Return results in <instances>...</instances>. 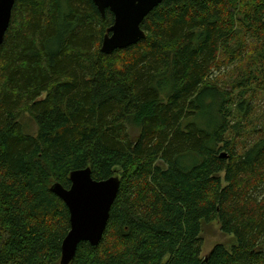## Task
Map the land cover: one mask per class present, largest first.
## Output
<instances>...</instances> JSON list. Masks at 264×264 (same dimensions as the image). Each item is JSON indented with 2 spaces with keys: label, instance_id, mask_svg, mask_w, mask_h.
Here are the masks:
<instances>
[{
  "label": "trees",
  "instance_id": "trees-1",
  "mask_svg": "<svg viewBox=\"0 0 264 264\" xmlns=\"http://www.w3.org/2000/svg\"><path fill=\"white\" fill-rule=\"evenodd\" d=\"M112 23L92 0L13 5L0 45V264H60L70 215L51 186L86 167L119 187L100 242L78 243L68 264H264V0H162L144 38L106 54ZM214 220L235 243L203 258Z\"/></svg>",
  "mask_w": 264,
  "mask_h": 264
},
{
  "label": "water",
  "instance_id": "water-1",
  "mask_svg": "<svg viewBox=\"0 0 264 264\" xmlns=\"http://www.w3.org/2000/svg\"><path fill=\"white\" fill-rule=\"evenodd\" d=\"M16 0H0V45L9 26ZM104 15L106 9L113 14V23L106 29L100 50L109 54L125 48L145 37L140 24L144 17L162 0H92ZM70 186L64 188L55 182L51 190L66 204L70 229L61 244L60 264H68L74 257L78 243L91 245L100 242L109 211L119 187L117 176L103 180L91 177L89 167L73 170L69 174Z\"/></svg>",
  "mask_w": 264,
  "mask_h": 264
},
{
  "label": "rangeland",
  "instance_id": "rangeland-1",
  "mask_svg": "<svg viewBox=\"0 0 264 264\" xmlns=\"http://www.w3.org/2000/svg\"><path fill=\"white\" fill-rule=\"evenodd\" d=\"M232 67H228L225 69L221 68L220 71L223 73L225 70L230 69ZM220 77L223 78V76ZM255 105H257L258 111L256 112V115H254V117L262 119L264 117V112H262L264 111V92H259L257 94V101ZM19 122L25 133L36 134L37 131L36 123L27 113H23L20 116ZM128 128L132 136L137 134V129L135 127L128 126ZM243 138L246 143H250L256 138V136H253L250 139H248V137L244 133ZM200 237L202 243L201 257L203 258L209 254V252L212 250L215 244L221 243L225 247L230 248L235 243L234 237L232 235H226L222 233V231L220 230V224L218 220H214L209 223H205V222L202 223V230L200 233Z\"/></svg>",
  "mask_w": 264,
  "mask_h": 264
}]
</instances>
